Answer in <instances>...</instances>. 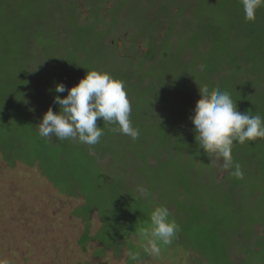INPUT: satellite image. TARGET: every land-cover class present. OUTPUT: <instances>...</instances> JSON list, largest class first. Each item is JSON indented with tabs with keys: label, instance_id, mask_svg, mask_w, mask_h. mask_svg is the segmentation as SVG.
I'll return each instance as SVG.
<instances>
[{
	"label": "trees",
	"instance_id": "1",
	"mask_svg": "<svg viewBox=\"0 0 264 264\" xmlns=\"http://www.w3.org/2000/svg\"><path fill=\"white\" fill-rule=\"evenodd\" d=\"M107 1L0 0L3 9L25 16L27 26L17 28L15 35L30 60L20 69L25 91L10 97L27 132L0 127L2 158L8 165L19 161L37 169L62 195L83 198L88 210L77 214L85 222L83 249L96 240L103 245L101 253L111 250L121 257L134 250L138 260L147 259L135 235L140 228L135 227L149 222L154 206L165 205L180 225L173 243L162 249L165 254L183 247L207 264H245L256 256L264 261V139L234 143L232 156L242 178L230 169L227 179L218 182L222 167L214 159L211 163L198 145L191 120L199 86L228 91L240 112L264 117V7L257 10L255 21H246L240 0H113L104 16L100 6ZM82 8L90 10L85 23L80 20ZM159 14L167 20L163 37L149 28ZM124 22L134 27L128 35L132 47L143 42L139 35L148 36L137 72L133 62L138 55L121 57L116 46L106 44V36L120 31ZM96 46L104 48L94 50ZM91 69L124 82L139 138L114 133L109 130L113 125L99 119L104 135L91 147L40 137L39 107L44 113L50 106L59 111L54 96L67 95L55 93V84L70 88ZM30 133L35 140L29 139ZM102 158L108 161L104 164ZM54 167L60 170L56 176L49 170ZM141 186L150 192L147 199L137 191ZM92 211L101 221L94 233L89 229ZM258 224L261 237L255 235ZM249 241L259 247L253 254L240 248ZM238 250H244L242 262L234 259ZM125 264H132L128 255Z\"/></svg>",
	"mask_w": 264,
	"mask_h": 264
},
{
	"label": "rangeland",
	"instance_id": "2",
	"mask_svg": "<svg viewBox=\"0 0 264 264\" xmlns=\"http://www.w3.org/2000/svg\"><path fill=\"white\" fill-rule=\"evenodd\" d=\"M108 2L112 5L114 3L113 0ZM90 6L91 3L87 4V7ZM93 12L95 13L94 10ZM33 16L38 17L36 13ZM91 18H95V15ZM87 19L83 14L80 18L81 23L82 21L85 23ZM24 20H26L25 16L19 12L12 13L10 9L0 7V127L4 126L10 132H17L16 134L27 132L25 123L22 124L19 121L22 117V114L19 113L20 110L15 108L10 101L12 95L25 91L26 87V81L22 80L20 69L25 68V61L30 60L23 56L26 54L27 48L18 42L15 35L17 28L27 26ZM166 21V18L159 14L156 21H151L150 24L152 22L153 24L149 28L157 29L158 35L163 37ZM129 27H131L129 23L124 22L121 29L119 28L120 31L116 30L110 34L111 36H106V44H117L121 57L126 54L128 58H133V54L137 53L139 59H142L147 51L146 38L148 36L146 33L139 35L144 43L140 42L132 49L127 36L133 35L134 27ZM102 48L104 47L96 46L94 50L102 51ZM133 64L134 71L137 72L140 64L138 61ZM58 75L62 78L63 71ZM61 80L56 78V81ZM47 83L52 84V81H47ZM38 110L39 113L41 112L40 116L43 117V108L39 107ZM30 138L35 140V134L30 133ZM105 160L102 158L104 164L108 159ZM78 167L80 168L79 162ZM63 169L64 167H62L61 173L64 176ZM49 170L52 176H56L54 172H60L56 167ZM227 173L228 170L223 168L219 170L217 181L226 180ZM61 185L64 186V180ZM223 188L228 189V183H223ZM11 205H14L15 209H12ZM32 205L39 206L40 210L28 207ZM7 206L9 209H6ZM86 210H88V205L84 203L82 197H67L60 194L50 183L40 177L37 169L19 161L15 162L13 166L8 165L0 153V264H125L127 259L125 252L121 257H116L111 250L101 253L103 245L96 240L87 242L83 249L80 239L84 234L85 222L83 217L77 214L83 215ZM34 218L43 220V224L35 223ZM28 219L31 224L27 223ZM89 222L91 233L100 228L101 221L97 211L91 212ZM130 223L131 221L128 222V225ZM258 225L255 235L261 237L262 228L260 224ZM137 228L141 227L136 225L135 229ZM135 235L137 236V234ZM238 237L240 239L242 235ZM250 239L252 238L250 237ZM241 242L240 239L239 244ZM252 242H246L240 248L246 247L253 254L259 250V247L251 246ZM248 250L247 252H249ZM166 252L162 250L158 257L149 256L145 260L136 261L135 264H207L206 259L187 252L183 247L176 253L172 251L165 254ZM234 259L237 262H242L245 259L244 250H238ZM245 264H264V261L262 257L256 256Z\"/></svg>",
	"mask_w": 264,
	"mask_h": 264
},
{
	"label": "clouds",
	"instance_id": "3",
	"mask_svg": "<svg viewBox=\"0 0 264 264\" xmlns=\"http://www.w3.org/2000/svg\"><path fill=\"white\" fill-rule=\"evenodd\" d=\"M240 3L246 21H255L257 10L264 7V0H240ZM36 69L37 66L33 71ZM54 91H67V95L54 96L53 102L59 106V111L54 112L50 106L43 114L37 125L40 137L73 140L91 147L104 135V128L97 125L99 119L104 125H113L109 130L114 133L129 136L133 141L139 138V129L130 119L132 106L121 79L106 71L91 69L70 88L66 89L62 82L56 83ZM199 93L191 116L198 145L210 157L211 163L214 159L224 170L234 169L231 175L242 178L241 166L232 156L234 143L242 145L264 139V117L250 111L240 112L228 91L199 86ZM137 191L145 199L150 196L147 187H138ZM179 231L180 225L171 218L169 208L156 205L149 222L141 226L137 235L143 252L158 257L165 246L173 243ZM127 255L135 264L140 254L130 250Z\"/></svg>",
	"mask_w": 264,
	"mask_h": 264
},
{
	"label": "flooded vegetation",
	"instance_id": "4",
	"mask_svg": "<svg viewBox=\"0 0 264 264\" xmlns=\"http://www.w3.org/2000/svg\"><path fill=\"white\" fill-rule=\"evenodd\" d=\"M107 5L106 6H100V8H102V10H101V12H102V14L104 15V16H106V12H107V10L108 9H112L113 8V5L110 3V2H107L106 3ZM82 10V12H83V14L84 15H86V16H88L89 15V13H90V10L88 9V10H86V12L84 11L85 9H81ZM120 29H121V27H120ZM116 31V29L113 31V32H115ZM128 37V36H127ZM129 40V39H128ZM140 42H142V41H140ZM140 42H138L137 44H140ZM131 43V42H130ZM114 46H116V50H117V52L119 53V55L121 56V52L118 50V45L117 44H115ZM130 46H133L132 44H130ZM135 47V46H134ZM134 47H131L132 49L134 48ZM147 47V46H146ZM142 52V51H141ZM146 53V52H145ZM134 54H136V55H138L137 53H134ZM125 55L126 54H123V57H125ZM127 56V55H126ZM128 57V56H127ZM140 57H138V62H139V60H141V59H139ZM129 59H132L131 57L129 58Z\"/></svg>",
	"mask_w": 264,
	"mask_h": 264
},
{
	"label": "crops",
	"instance_id": "5",
	"mask_svg": "<svg viewBox=\"0 0 264 264\" xmlns=\"http://www.w3.org/2000/svg\"><path fill=\"white\" fill-rule=\"evenodd\" d=\"M40 177H41V175H40ZM42 179H44L45 181H46V179L45 178H43V177H41ZM47 183H49L48 181H47ZM1 206H3V205H1ZM12 209H15V206L14 205H11L10 206ZM29 208H37V210H40V207L39 206H36V205H32V206H28ZM6 209H9V206H7V208ZM2 222V221H1ZM34 222L35 223H42L43 224V220H41V219H38V218H34ZM27 223H30L31 224V221H30V219H28L27 220ZM2 224V223H1Z\"/></svg>",
	"mask_w": 264,
	"mask_h": 264
}]
</instances>
